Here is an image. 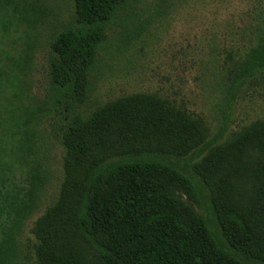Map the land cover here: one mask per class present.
Segmentation results:
<instances>
[{"label": "trees", "instance_id": "16d2710c", "mask_svg": "<svg viewBox=\"0 0 264 264\" xmlns=\"http://www.w3.org/2000/svg\"><path fill=\"white\" fill-rule=\"evenodd\" d=\"M74 2L81 27L56 37L49 71L54 86L78 93L126 0ZM7 10L0 0V27ZM249 20V41L224 67L213 136L205 120L155 96L119 98L84 120L72 114L57 138L58 195L32 226L31 252L18 236L47 171L27 162L31 145L21 148L14 164L27 183L0 241V264H264V119L226 137L237 95L264 86V4Z\"/></svg>", "mask_w": 264, "mask_h": 264}, {"label": "rangeland", "instance_id": "374dc122", "mask_svg": "<svg viewBox=\"0 0 264 264\" xmlns=\"http://www.w3.org/2000/svg\"><path fill=\"white\" fill-rule=\"evenodd\" d=\"M262 4L126 0L107 22L87 83L75 93L54 86L49 71L56 37L81 27L74 0H6L0 27V241L27 183L24 166L14 164L15 154L31 145L27 162L35 158L47 171L38 208L18 236L23 252H31L32 226L58 195L64 150L57 138L72 114L84 120L119 98L155 96L205 120L213 136L223 116L218 109L224 67L249 41V16ZM253 86L237 95L226 137L264 119V86Z\"/></svg>", "mask_w": 264, "mask_h": 264}]
</instances>
